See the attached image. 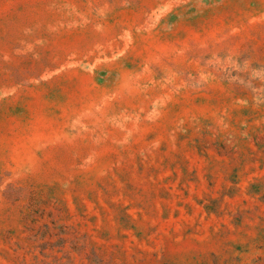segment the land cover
<instances>
[{
	"label": "rangeland",
	"instance_id": "374dc122",
	"mask_svg": "<svg viewBox=\"0 0 264 264\" xmlns=\"http://www.w3.org/2000/svg\"><path fill=\"white\" fill-rule=\"evenodd\" d=\"M0 264H264V0H0Z\"/></svg>",
	"mask_w": 264,
	"mask_h": 264
}]
</instances>
